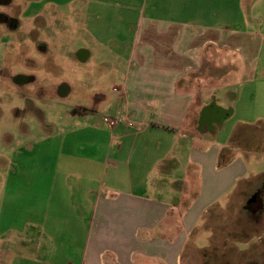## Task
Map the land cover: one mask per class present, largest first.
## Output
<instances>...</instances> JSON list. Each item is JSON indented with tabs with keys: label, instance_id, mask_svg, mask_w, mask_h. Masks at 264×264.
<instances>
[{
	"label": "crops",
	"instance_id": "1",
	"mask_svg": "<svg viewBox=\"0 0 264 264\" xmlns=\"http://www.w3.org/2000/svg\"><path fill=\"white\" fill-rule=\"evenodd\" d=\"M86 1L68 6L73 12L83 3L81 12ZM114 2L137 13L130 39L113 42L126 48L121 83L111 90L118 118L110 127L122 130L118 143L110 144L102 167L67 156L64 169L57 165L43 176V191L30 194L38 197L28 201V215L2 221L0 264L8 256L13 264H223L226 247L239 253L235 244H247L244 235L229 239L228 223L243 214L253 224L245 205L264 173L248 178L250 151L234 130L226 143L217 142V129L233 111L201 95L204 86L244 84L253 69L251 42L223 31L231 12L242 18L245 0ZM68 12L46 14L45 28L66 34L64 23L77 15ZM73 56L87 63L90 52ZM229 65L233 70L218 73ZM211 104L230 116L200 125L201 111Z\"/></svg>",
	"mask_w": 264,
	"mask_h": 264
},
{
	"label": "rangeland",
	"instance_id": "2",
	"mask_svg": "<svg viewBox=\"0 0 264 264\" xmlns=\"http://www.w3.org/2000/svg\"><path fill=\"white\" fill-rule=\"evenodd\" d=\"M70 1L41 0L38 4L48 6L51 2ZM247 3L245 0L242 18L239 13L231 12L223 20L226 27L223 31L251 42V49L247 50H252L253 69L243 75L244 84L227 88L204 86L201 95L208 104L216 100L218 107L232 109V116L217 129L216 140L226 143L233 130L236 132L237 142L250 151L249 178L264 173V0H255L253 7ZM80 4L83 3L74 6L76 18L64 23L67 33L62 36L57 35L60 31L55 27L45 28L48 31L45 33L35 24L39 20L43 23V19L51 21L46 16L50 13H41L42 20L37 18L39 15L34 17L35 9L19 15L21 27L12 33L0 28V232L4 230L3 219L11 223L13 215H28V201L38 197H30L31 192L43 191L40 187L43 176L57 165L64 169L67 156L80 160L78 165H87L84 160L91 158V165L102 167L104 154L112 152L118 143L116 135L122 132L120 128L110 127L111 120L118 118L116 98L111 90L121 83L126 48L123 45L115 48L113 42L130 39L136 8L127 12L116 6L114 0H87L86 8L80 12ZM70 8L62 6L60 10L62 13L69 10L73 17L74 10ZM124 11L129 13L127 17ZM59 26L64 27L63 23ZM36 41L45 44L38 49ZM80 49L90 52L87 63L74 58L73 54ZM15 58L18 59L12 61ZM233 68L229 65L218 73L224 75ZM15 74L24 79L34 77L35 81L19 87L12 81ZM63 83L70 93L61 97L56 86ZM230 92L235 93V98H231ZM102 97L109 102L102 104ZM110 144L114 146L112 149ZM262 178L257 186L263 197L262 207L253 214L252 227L243 214H238L237 221H233L237 215L233 216L228 223L229 239L237 236L240 240L244 235L247 244H235L239 253L231 244L226 247L223 264H264ZM2 261L13 264L11 256Z\"/></svg>",
	"mask_w": 264,
	"mask_h": 264
},
{
	"label": "flooded vegetation",
	"instance_id": "3",
	"mask_svg": "<svg viewBox=\"0 0 264 264\" xmlns=\"http://www.w3.org/2000/svg\"><path fill=\"white\" fill-rule=\"evenodd\" d=\"M40 1L41 0H20L18 2V0H0V28H4L9 33H12L13 31H15L19 27H21V26H19V24H20L19 15H21V13H25L27 11H32V9H35L37 15L34 17H37L39 15L37 18L42 20L41 13H56V12L62 10L61 9L62 6H68V3L56 4L54 2H51V4L48 6L39 5L38 3ZM44 21L45 20L43 19V23L40 20L34 21V23L35 24L37 23L38 25H40V28H43L45 30V24H44L45 22ZM0 37H1V33H0ZM42 44L44 45L45 43H41L40 41H36V48L39 49V46ZM21 54H20V56H21ZM44 54L46 56L47 53L44 52ZM17 59L18 58H15L12 61H16ZM8 60H9V58H8ZM14 77H20V78L24 79V77L22 75H18V74H15ZM14 77H12V78H14ZM20 80H22V79H20ZM25 80H27L26 83H30L32 81H35L34 77H28V79H25ZM18 86L22 87L23 85H21V86L18 85ZM58 91H59V88L57 87V93H58ZM263 179H264V177H263ZM262 201H263V197H262L261 190L257 189L247 199L245 209L252 212V214H255L258 211H260V209L262 207Z\"/></svg>",
	"mask_w": 264,
	"mask_h": 264
},
{
	"label": "water",
	"instance_id": "4",
	"mask_svg": "<svg viewBox=\"0 0 264 264\" xmlns=\"http://www.w3.org/2000/svg\"><path fill=\"white\" fill-rule=\"evenodd\" d=\"M81 52V51H80ZM84 58V57H83ZM81 57L80 59L83 60ZM22 79V80H20ZM12 81L17 85H22L26 83V80L20 77H14L12 78ZM58 95L61 97L67 96L69 92V88L67 84H61L59 87ZM231 114V111H223L220 109L215 108L213 104L205 107L199 117V124L202 125L204 123H212L215 122L217 124L222 123L223 120L228 118Z\"/></svg>",
	"mask_w": 264,
	"mask_h": 264
}]
</instances>
